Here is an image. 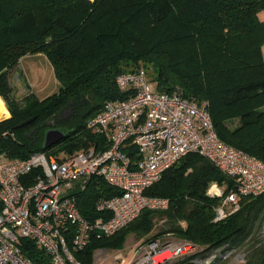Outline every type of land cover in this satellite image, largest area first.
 Listing matches in <instances>:
<instances>
[{"label":"trees","instance_id":"obj_1","mask_svg":"<svg viewBox=\"0 0 264 264\" xmlns=\"http://www.w3.org/2000/svg\"><path fill=\"white\" fill-rule=\"evenodd\" d=\"M262 13L264 0H0V97L9 111L0 120V153L58 158L100 146L103 137L86 127L88 120L105 101L131 95L116 86L118 75L144 68L158 92L177 91L206 103L218 138L264 162ZM37 55L48 60L57 89L43 99L29 89L17 98L11 72L25 57ZM49 129L62 136L45 147ZM123 150L135 158L134 146ZM212 183L224 192L233 187L232 179L207 159L186 155L145 190L167 198V210H143L113 235H92L75 258L93 264L95 251L119 250L130 234L146 242L170 235L194 250L168 264H197L213 250L246 242L251 250L245 264H264V242L255 234L264 219V193L241 196L239 210L214 221L220 199L208 196ZM117 194L99 178L75 192L81 214L90 221L109 217L98 213L95 203ZM19 246L33 264H51L33 240L20 239Z\"/></svg>","mask_w":264,"mask_h":264},{"label":"built area","instance_id":"obj_2","mask_svg":"<svg viewBox=\"0 0 264 264\" xmlns=\"http://www.w3.org/2000/svg\"><path fill=\"white\" fill-rule=\"evenodd\" d=\"M115 84L131 95L105 101L86 124L103 137L100 147L58 158L42 152L25 159L0 153V264H33L21 253L24 238L43 248L51 264H81L75 253L85 249L92 235H113L143 210L168 209L167 198L148 196L145 190L188 154L204 157L233 181L227 192L218 184L209 186L208 196L220 199L214 221L239 210L241 196L264 193V162L218 138L206 103L187 100L177 91L158 92L144 68L118 75ZM128 145L135 147L134 159L123 150ZM93 178L119 194L99 198L95 210L109 217L90 221L81 214L73 190L76 184L85 190ZM193 250L188 242L154 240L140 247L128 264H168ZM233 252L226 247L213 250L206 262L227 259ZM164 253L169 257L158 262Z\"/></svg>","mask_w":264,"mask_h":264},{"label":"rangeland","instance_id":"obj_3","mask_svg":"<svg viewBox=\"0 0 264 264\" xmlns=\"http://www.w3.org/2000/svg\"><path fill=\"white\" fill-rule=\"evenodd\" d=\"M264 13H262L263 15ZM264 55V50H263ZM11 81L13 85L14 95L17 98L24 96L28 89L34 92L39 99H43L53 93L57 89V82L54 77L53 70L48 62V60L40 55L38 57L27 56L21 60L18 67L11 72ZM5 109V112L0 115V120L9 117V111L5 102L0 97V109ZM60 156V155H58ZM91 181L88 183L90 185ZM217 184V183H212ZM210 185V186H211ZM81 184H76L73 192H76L80 189ZM220 186V185H219ZM221 188V186H220ZM209 189V188H208ZM207 189V191H208ZM159 228V224L155 226V231ZM262 242H264V219L259 230L255 233ZM167 238H172V236L161 237L155 241L160 242H169L164 241ZM171 242H174V239H170ZM147 242L143 239L137 240L133 234L127 236L124 245L121 249L115 250H98L93 253V264H117V260L125 258L126 261L130 262L133 256L139 254V248L144 246ZM233 254L224 260L210 259L208 262L207 256L202 259V264H245L247 261V254H249L251 247L246 242L244 247H239L233 249ZM100 251L99 254H97ZM169 257V253H164L160 255L157 261L163 260ZM206 262V263H205Z\"/></svg>","mask_w":264,"mask_h":264},{"label":"water","instance_id":"obj_4","mask_svg":"<svg viewBox=\"0 0 264 264\" xmlns=\"http://www.w3.org/2000/svg\"><path fill=\"white\" fill-rule=\"evenodd\" d=\"M32 120H33V118L25 120L24 122H21V123L17 124L16 128L22 127V126L28 124L29 122H31ZM61 136H62V133L59 130H57V129H49L45 133L44 146L45 147L51 146L52 144L57 142L60 139Z\"/></svg>","mask_w":264,"mask_h":264},{"label":"crops","instance_id":"obj_5","mask_svg":"<svg viewBox=\"0 0 264 264\" xmlns=\"http://www.w3.org/2000/svg\"><path fill=\"white\" fill-rule=\"evenodd\" d=\"M38 56H40V55H37V56H35V57H38ZM34 57V56H33ZM5 110V109H4ZM98 147H100V146H98ZM166 236H170V235H165L164 237H166ZM167 239H174L175 240V238L174 237H172V238H167ZM120 260H123L124 261V263L125 264H128L129 262L128 261H126L125 260V258H122V259H120ZM119 259L117 260V264H119V261H120Z\"/></svg>","mask_w":264,"mask_h":264},{"label":"bare ground","instance_id":"obj_6","mask_svg":"<svg viewBox=\"0 0 264 264\" xmlns=\"http://www.w3.org/2000/svg\"><path fill=\"white\" fill-rule=\"evenodd\" d=\"M5 112V110L4 109H0V115H2L3 113ZM167 254V253H166ZM158 259H160V258H158Z\"/></svg>","mask_w":264,"mask_h":264}]
</instances>
